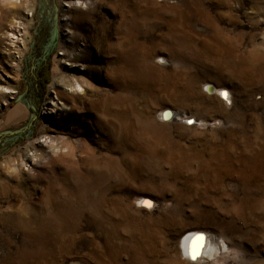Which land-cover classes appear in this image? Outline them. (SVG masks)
<instances>
[{
  "label": "rangeland",
  "instance_id": "rangeland-1",
  "mask_svg": "<svg viewBox=\"0 0 264 264\" xmlns=\"http://www.w3.org/2000/svg\"><path fill=\"white\" fill-rule=\"evenodd\" d=\"M29 121L0 136V264H264V0H0V135Z\"/></svg>",
  "mask_w": 264,
  "mask_h": 264
},
{
  "label": "trees",
  "instance_id": "trees-1",
  "mask_svg": "<svg viewBox=\"0 0 264 264\" xmlns=\"http://www.w3.org/2000/svg\"><path fill=\"white\" fill-rule=\"evenodd\" d=\"M53 22H51V26L48 28L46 27L47 25L43 24V27H40L39 29L36 28L34 30L33 42L31 44V51L29 54V70L28 73L23 76L26 89L25 101L31 109L32 118H34V115H36L35 103H40L43 100L45 85L48 82V74L46 69L42 70L41 68L36 74H34V69L37 67V63L42 59L47 44L51 39V35L55 30ZM31 131V121H29L21 128L2 132L0 136L15 144L16 142L30 137Z\"/></svg>",
  "mask_w": 264,
  "mask_h": 264
},
{
  "label": "bare ground",
  "instance_id": "bare-ground-1",
  "mask_svg": "<svg viewBox=\"0 0 264 264\" xmlns=\"http://www.w3.org/2000/svg\"><path fill=\"white\" fill-rule=\"evenodd\" d=\"M85 6L88 7L89 3L87 2ZM10 42H11V40H10ZM66 83H68L67 92H70L72 94H80L81 91L84 89L83 88L84 82L78 78L68 79V82H66ZM218 93H220L221 96H226V91H224V90H220V91H218ZM57 95H58V93H57ZM66 96L68 97L69 95L66 94ZM49 103H50V105L53 106V107H50V110L54 111V108H57L58 102L55 101L54 99H50ZM69 108H71V106H69ZM170 113H172L173 118H175V116H177V114L175 112H170V110H168L165 113L166 117H169ZM208 235L209 234H207L206 232H198V231L188 232L184 236V239L182 242L184 256L186 258L188 257L190 259H196L198 257V255H200L202 253V251L207 246V244H209V242L210 243L213 242L212 237L210 235L209 236ZM221 246H222V242H221ZM211 250H215V248L211 247ZM203 252H205V251H203ZM207 252H208V250H207Z\"/></svg>",
  "mask_w": 264,
  "mask_h": 264
}]
</instances>
